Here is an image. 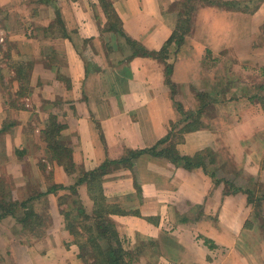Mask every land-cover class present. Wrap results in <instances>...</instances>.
<instances>
[{
  "label": "crops",
  "instance_id": "obj_1",
  "mask_svg": "<svg viewBox=\"0 0 264 264\" xmlns=\"http://www.w3.org/2000/svg\"><path fill=\"white\" fill-rule=\"evenodd\" d=\"M192 1L0 0V264H95L77 205L127 264H264V0Z\"/></svg>",
  "mask_w": 264,
  "mask_h": 264
},
{
  "label": "trees",
  "instance_id": "obj_2",
  "mask_svg": "<svg viewBox=\"0 0 264 264\" xmlns=\"http://www.w3.org/2000/svg\"><path fill=\"white\" fill-rule=\"evenodd\" d=\"M211 3L215 4L213 2H211ZM229 5H230V7H235L236 3L232 2ZM112 21H113V24H112L113 30H115L119 34L123 35L120 32V21H119V19L115 18V19H112ZM176 39L177 38H176L175 35L172 36V38L170 39L168 44L172 43ZM183 40H184V38L180 37V39L178 40V46L181 45ZM129 42L132 45H135V43H133L131 41H129ZM168 46H166L164 49H162L161 52H159L157 54H154V57H158V56L167 54ZM137 54H139V53H137V51H135V55L136 56H137ZM140 55L148 56V54H146L144 51H142L140 53ZM207 55H208V57L212 56L211 51H207ZM218 61L219 60H217V62ZM218 63H217V65H218ZM262 74H264V71H263ZM198 100L201 101L200 95H198ZM259 100L261 101V103L263 105V108H264V96H260ZM180 112L183 113V110L181 109ZM56 143H57L56 140H54L52 142H49V148H50V150L52 152L53 158L55 160H57L58 163L64 164V166H66V160H68V159L71 160V153H66V151L60 152L59 150H62V147L56 146ZM148 151L154 152V150H152V149L151 150H144V151H141V152L137 153L135 156L138 157L140 154L147 153ZM91 176H93V174ZM5 193H6V190H3L2 194H5ZM8 203L9 202H7V201H3L4 205L5 204L9 205ZM22 205L24 206V204H22ZM6 212L9 213V211H6ZM78 212H79V216L81 215V216L84 217L85 225H83V227L81 229L84 232V234H86V236L85 237L84 236H80V237L77 238V240L80 241V243H82V245H81L82 254L86 258L87 262L89 263V260L95 261L94 259L97 257V253H98L97 251H99V252H101L99 254H101V256L102 255L104 256V259L103 260L101 259V263L103 262L102 264H127L125 262V257L129 256V254L126 253L120 247L119 241H118V239H116L117 238L116 237V233H114L112 227L107 225V224H105V223H103V222H101V220H98L97 222H93V224H91L90 218L88 217V215L86 214V212L83 209H78ZM95 228H96V230L99 231L97 236H94V234H92ZM69 230L72 233L75 234L76 228L72 224L71 227L69 228ZM100 238H102V243H103L101 245L107 244V246H111L110 244H112V242H113L114 244H112V246L115 245L116 248L114 249V248L110 247V251L107 254H104L101 245L98 246V244H97V240H99ZM206 245H208L210 248L214 247V244L211 243L210 241H206ZM88 248H90V249L93 248L92 252H91V254L89 256H88Z\"/></svg>",
  "mask_w": 264,
  "mask_h": 264
},
{
  "label": "rangeland",
  "instance_id": "obj_3",
  "mask_svg": "<svg viewBox=\"0 0 264 264\" xmlns=\"http://www.w3.org/2000/svg\"><path fill=\"white\" fill-rule=\"evenodd\" d=\"M207 2H209L208 4H210L211 2H213V3H220V1H217V0H211V1H209V0H206ZM199 2L200 3H202L203 2V4L204 3H206L207 4V2H205L204 0H193L192 1V5H197V4H199ZM192 5H190L189 7H191L192 8ZM234 8V7H233ZM182 9L185 11V12H187V11H190L189 10V8H185L184 6L182 7ZM184 12V13H185ZM180 17H181V22H183L181 25H180V29H178L177 31H176V33L174 34V35H176V38H179V36L180 37H183V38H185V35H189V34H191L192 33V28L190 27V25H191V21L194 19V17L196 16L195 15V13L194 12H192V13H187V14H181V15H179ZM178 40L179 39H177L176 41H177V43H178ZM184 41V40H183ZM176 43V44H177ZM183 43V42H182ZM182 43H181V45H182ZM181 45H179V47H177V49L178 48H180V46ZM169 48V47H168ZM167 54H168V50H167ZM166 54V55H167ZM223 56H225V57H227V56H230V54H229V52L228 51H222V53H221ZM209 63H208V65H209V68L211 69V67H213V66H215V67H213L212 69L214 70V69H217L216 67H217V65H216V63H218L217 62V60H216V57H215V59H213V60H209L208 61ZM228 62H230V61H228ZM231 63L232 62H230L228 65H226L225 66V72L222 74V76L220 77V78H215L214 79V81L212 82V84L210 85V86H208V85H204L205 87H206V89H204L203 87L204 86H202V87H200L201 88V91H199V90H197L196 89V93H197V96H198V94H200V96H203L202 97V99H201V101H206L207 100V102L209 103V102H211V101H214V99H212V98H214L213 97V95H212V97H210V94H209V92L211 93V89L212 88H214L215 87V85L216 84H220V85H223V89L225 88V89H227V90H230V89H232L233 88V86H234V83L235 82H237V80H239L238 78H237V76L231 71L232 70V66H231ZM234 81H233V80ZM225 80H228V81H225ZM240 85V84H239ZM249 86L250 85H253V84H248ZM255 85V87H258L259 85H260V82H256V84H254ZM254 85L252 86V87H254ZM234 88H236V87H234ZM238 88H241V87H238ZM232 91V90H231ZM206 96H208V99H205V97ZM210 97V98H209ZM200 101V102H201ZM203 103V102H202ZM210 111V109H208V112ZM212 112V111H211ZM258 184H260V183H258ZM257 184V185H258ZM258 187V186H257ZM5 197H7V196H5ZM4 201H7V202H9L8 201V197L4 200ZM72 201H74V199L72 200ZM71 201V202H72ZM75 204L77 205V203L74 201V202H72V205L73 206H75ZM72 206V207H73ZM24 206L23 205H17V206H15V204H9V205H7V204H5V206L4 205H0V214L1 213H3V212H6V211H8V210H15V211H17L18 212V214H20L21 213V211H22V209L21 208H23ZM74 209H75V213L77 214V215H79V212H78V209H79V206L77 205L76 207H74ZM80 218H82V221H83V223H81V224H79L80 226H81V228L83 227V225H85V220H84V217L83 216H79ZM78 225V222H74V226H75V228H76V226ZM99 233V231L97 230V234ZM92 234H94V236H96L95 235V231H94V233H92ZM102 238H100L99 240H97V244H98V246H100L101 244H103L102 243ZM101 247H102V250H103V253L104 254H107L108 253V251L110 250V248L107 246V244H105V245H101ZM100 248V247H99ZM93 249V248H92ZM109 249V250H108ZM98 253H97V257L94 259L95 260V264H102L101 263V259L103 260L104 259V256L102 255L101 256V254H99V253H101V252H99V251H97ZM92 263V262H91ZM93 264V263H92Z\"/></svg>",
  "mask_w": 264,
  "mask_h": 264
}]
</instances>
